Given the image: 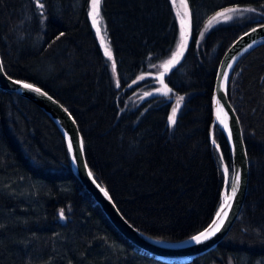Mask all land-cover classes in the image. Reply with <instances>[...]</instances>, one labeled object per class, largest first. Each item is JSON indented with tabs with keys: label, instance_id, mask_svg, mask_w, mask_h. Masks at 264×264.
Returning <instances> with one entry per match:
<instances>
[{
	"label": "trees",
	"instance_id": "obj_1",
	"mask_svg": "<svg viewBox=\"0 0 264 264\" xmlns=\"http://www.w3.org/2000/svg\"><path fill=\"white\" fill-rule=\"evenodd\" d=\"M186 3L191 34L165 77L174 91L169 102L137 99L156 88L159 66L179 39L171 0H101L115 72L93 29L90 0H46L43 10L36 0H0L6 75L34 84L69 112L95 181L131 226L167 243L201 233L220 206L222 166L229 174L232 166L216 127L219 151L210 143L216 71L235 39L264 23V0ZM230 8L256 11L212 28L198 42L205 21ZM178 97L183 100L170 127ZM228 98L249 165L242 209L213 250L189 263H164L112 227L73 175L55 123L34 104L0 90V264H264V45L236 64ZM61 210L64 226L58 224Z\"/></svg>",
	"mask_w": 264,
	"mask_h": 264
},
{
	"label": "water",
	"instance_id": "obj_2",
	"mask_svg": "<svg viewBox=\"0 0 264 264\" xmlns=\"http://www.w3.org/2000/svg\"><path fill=\"white\" fill-rule=\"evenodd\" d=\"M262 24L264 23H256L253 27H251L235 39V41L228 47V49L222 56L216 71L212 94V123L210 131V143L217 151H219L218 146L213 141L212 134L213 128L216 127L222 133L228 145L232 169L229 177V172H225V165L222 166L225 181L223 190L221 192L220 206L212 222L202 232L207 234L214 231L216 228H213V226L216 223L218 217L222 216L224 213H226L227 215H224V218L222 220L223 223L222 225L220 224V230L216 232L215 235L211 236L208 240L200 244H196L191 240V238L182 242L167 243L154 240L144 235L125 220V218L121 215L116 205L112 201L111 197H105L104 193L101 191V187L95 181L93 176L88 175V172L90 170L87 166L84 148L82 149V154L77 155V159L75 162L73 161L72 156L76 153H70L68 151L73 175L75 176L81 187L100 208V210L103 212L104 216L116 230V232L132 246L161 262L189 263L194 259L213 250L229 233L242 209L248 189L249 165L239 120L229 103L228 85L232 71L241 57L246 53L252 51L253 49L264 45V27L261 26ZM253 29H256V31L253 32ZM246 33L248 35H246ZM249 44L252 45L251 48L248 47ZM227 64H232L233 67L229 69L226 67ZM172 70L173 69L171 68L165 74L164 82L166 75ZM221 73H227L228 79L226 81L222 79ZM14 81L17 80L9 78L4 72L0 58V90L4 93L14 94L37 106L58 127L64 137L67 150L69 142L72 143L74 150L78 149L80 147L79 142L82 141V138L79 129L69 112H67V110L53 97L48 95L46 92H44L34 84L32 85L35 88H39L41 92L38 93L30 89H24L20 85L14 83ZM165 84L167 83L165 82ZM158 86V88L147 92L151 93V95H146V93H144L142 95V101H147L155 98H168V101L172 102L173 100L169 96L172 95L174 91L172 90L167 96H165L162 93L157 92V89L162 88V85L159 83V81ZM168 87L171 88L169 85ZM42 93H46V95ZM219 109L223 111L225 117V123L227 125L226 132L214 122L215 115L217 113V110ZM229 131H231L232 133L231 139L229 138ZM233 168L240 172L241 181L235 197L229 199V197L231 196L230 185L232 181ZM225 192L227 193V199L222 204V196ZM58 217V224L60 226H64L65 220L64 218L61 219L60 213Z\"/></svg>",
	"mask_w": 264,
	"mask_h": 264
},
{
	"label": "snow or ice",
	"instance_id": "obj_3",
	"mask_svg": "<svg viewBox=\"0 0 264 264\" xmlns=\"http://www.w3.org/2000/svg\"><path fill=\"white\" fill-rule=\"evenodd\" d=\"M45 2H46V0H36V4H37L38 8L41 10H43L45 8ZM173 3H175V0H173ZM181 6L183 8V11L177 13V15L180 16V29H181L180 43L177 46V49L174 52H172L171 58L159 66L161 69H163V71L160 72L159 76L157 77L159 83L162 85V88L157 89V92H160L165 96H167L172 91V89L169 88L167 84H165L164 76L171 68H173L176 64H178L180 62V59L183 57L184 50L187 46V37L189 35V32L191 31V15H190V12L188 10V5L186 3V0H181ZM240 11L241 10L238 8L226 9L225 12L217 13V15L215 17H213L212 19L216 20L218 17H223L224 20H226V21L231 20L232 16L227 15L226 13H237ZM244 11L255 12L256 9H245ZM41 15H43V12H41ZM89 17L91 18L93 27L95 28L97 35L100 37L101 44L104 45V55L108 58V60L112 61V69L115 72L116 64H115V61L113 59V52L109 46L110 42L105 41L106 29L104 30V35L101 34V32H102L101 26H100L101 0H90ZM209 23H211V21H209ZM261 26L264 27V24H262ZM252 31L255 32L256 29H253ZM61 35H63V33H61ZM246 35H248V34L246 33ZM248 47L251 48L252 45L249 44ZM152 67L156 68L157 65L153 64ZM226 67L231 69L233 67V65L227 64ZM221 77L225 81L228 79L227 73H221ZM137 79L143 80L144 77L140 76ZM14 83L20 85L24 89H30V90L38 92V93L41 92V90L39 88H35L30 83H24L22 81H14ZM133 83H136V81H133ZM117 87H119V83H117ZM42 94L46 95V93H42ZM146 95H151V93H146ZM182 100H183V97H178L177 102H176V106L172 108L171 115L168 117L170 127L174 126L176 124L177 111L180 108V103ZM218 103H219V101H218ZM221 123H223V121H221ZM229 138L230 139L232 138L231 131H229ZM79 144H80V147L78 149H75V150H74L71 142H69V144H68V151L70 153H73V152L76 153L72 156V159L74 162L77 159V155L82 154V149H83L82 141H80ZM227 171H228V169L226 168L225 172H227ZM88 175L92 176V172L89 171ZM240 181H241L240 172L235 170V168H233L232 181H231V185H230L231 196L229 197V199L235 197V195L238 191V186L240 184ZM101 191L104 193L105 197L109 196L108 192L105 189L101 188ZM225 215H227V214L225 213ZM60 216H61V219L64 218V211L63 210H61ZM222 223H223V221L220 222L221 225H222ZM219 230H220V225H218L214 231L209 232L207 234L202 232L199 235L192 236L191 240L194 241L196 244H200V243L208 240L211 236L215 235V233L218 232Z\"/></svg>",
	"mask_w": 264,
	"mask_h": 264
},
{
	"label": "rangeland",
	"instance_id": "obj_4",
	"mask_svg": "<svg viewBox=\"0 0 264 264\" xmlns=\"http://www.w3.org/2000/svg\"><path fill=\"white\" fill-rule=\"evenodd\" d=\"M171 1H172V5H173V8H174L175 16H176L177 21H178V24H179V39H178L177 44H176V46H175V50H176V49H177V46H178L179 43H180V35H181V29H180V16L177 15V13H178V12H182V11H183V8H182V6H181V0H175V3H173V0H171ZM220 12H225V10L220 11ZM220 12H218V13H220ZM226 14L232 16V19L226 21V20H224L223 17H218L216 20H213L212 18L215 17L217 14H215V15H213L212 17H210L209 19H207V20L205 21L204 26L202 27V29H201V31H200V35H199L198 42L201 41V39L203 38V36H204L206 33H208L212 28H214V27H216V26H218V25H224V24L230 23V22H232V21H234V20H237V19H239V18H241V17H249L250 12H248V11H244V10H241L240 12H237V13H226ZM90 19H91V18H90ZM209 21H211V23H209ZM91 23H92V21H91ZM92 26H93V24H92ZM100 26H101V30H102L101 34L104 35L105 25H104V22H103V18H102V16H101V20H100ZM252 27H253V26H252ZM93 29H94L95 34H96V36H97V38H98V40H99V42H100V44H101L100 37L97 35L96 30H95L94 27H93ZM190 34H191V31L189 32V36H190ZM105 41L107 42V40H106V35H105ZM101 46H102V48H103V50H104V45L101 44ZM175 50H174V51H175ZM111 64H112V61H111ZM176 65H177V64H176ZM176 65H175L172 69H174V68L176 67ZM157 83H158V82H157ZM158 87H159V86L157 85L156 88H158ZM146 92H149V91H146ZM141 94H142V93H140L139 98L137 99V101H139V100L142 99V95H143V94H142V95H141ZM140 96H141V97H140ZM169 97H170V96H169ZM167 99H168V98H167ZM222 172H223V167H222ZM223 175H224V173H223ZM228 175H229V177H230V174H229V173H228ZM58 220H59V217H58ZM64 220H65V218H64ZM65 222H66V221H65Z\"/></svg>",
	"mask_w": 264,
	"mask_h": 264
},
{
	"label": "bare ground",
	"instance_id": "obj_5",
	"mask_svg": "<svg viewBox=\"0 0 264 264\" xmlns=\"http://www.w3.org/2000/svg\"><path fill=\"white\" fill-rule=\"evenodd\" d=\"M221 121H223V123H221ZM214 122L216 125H218L221 129H223L226 132V123H225V117L223 114V111L221 109L217 110V113L215 115V119ZM227 199V193H223L222 196V204L225 202V200ZM225 213L218 217L216 223L214 224L213 228H216L218 225H220V222L223 220Z\"/></svg>",
	"mask_w": 264,
	"mask_h": 264
},
{
	"label": "flooded vegetation",
	"instance_id": "obj_6",
	"mask_svg": "<svg viewBox=\"0 0 264 264\" xmlns=\"http://www.w3.org/2000/svg\"><path fill=\"white\" fill-rule=\"evenodd\" d=\"M157 87V86H156Z\"/></svg>",
	"mask_w": 264,
	"mask_h": 264
}]
</instances>
